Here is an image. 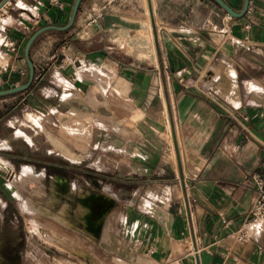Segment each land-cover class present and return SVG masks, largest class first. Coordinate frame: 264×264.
I'll use <instances>...</instances> for the list:
<instances>
[{"label": "crops", "instance_id": "0c3cea01", "mask_svg": "<svg viewBox=\"0 0 264 264\" xmlns=\"http://www.w3.org/2000/svg\"><path fill=\"white\" fill-rule=\"evenodd\" d=\"M224 1L235 11L244 2ZM71 4H4L0 89L26 81L28 37L65 24ZM30 58L31 86L0 97V220L25 218L9 186L32 159L22 107L87 146L65 156L82 162L105 147L106 235L93 228L73 246L86 264H264V227L249 242L234 234L255 198L253 175L264 177V0H249L242 17L213 0H82L73 25L42 33ZM20 249L8 264H20Z\"/></svg>", "mask_w": 264, "mask_h": 264}, {"label": "rangeland", "instance_id": "374dc122", "mask_svg": "<svg viewBox=\"0 0 264 264\" xmlns=\"http://www.w3.org/2000/svg\"><path fill=\"white\" fill-rule=\"evenodd\" d=\"M27 112L32 111L18 107L15 114L31 136V165L25 167L28 172L16 171L9 181L25 218L16 226L7 218L0 220V264H8L12 251L23 247L17 256L20 264H84L73 253V246L81 245V240L86 243L93 228L96 239L101 232L106 235V194L102 193V186H106L105 147L98 145L94 154L82 162L83 156L78 153L65 156L63 152L70 154L71 148L81 150L87 146L69 129L56 126L55 119L32 112L35 121L27 118ZM93 198L103 203L94 213L87 203ZM68 200L79 201L81 206L67 207L64 203ZM77 230L82 236H74ZM23 233L25 241L18 240ZM76 252L83 254L78 248ZM91 261L101 264L94 258Z\"/></svg>", "mask_w": 264, "mask_h": 264}, {"label": "water", "instance_id": "95a60500", "mask_svg": "<svg viewBox=\"0 0 264 264\" xmlns=\"http://www.w3.org/2000/svg\"><path fill=\"white\" fill-rule=\"evenodd\" d=\"M9 0H1L0 1V8L4 6L6 2ZM82 0H73L71 7H70V12H69V17L67 19V22L63 25H45L42 27H39L33 33L28 37L24 48H23V54L24 58L27 62L28 66V77L25 82L15 85L13 87H8L4 89H0V97H6V96H11L15 95L17 93H20L22 91L27 90L33 80H34V74H35V69H34V64L30 58V50L35 42V40L44 32L48 30H58V31H66L68 30L74 23L79 5ZM217 5H219L230 17H242L248 9V4L249 0H244L243 2V7L240 11H235L228 3H226L224 0H213Z\"/></svg>", "mask_w": 264, "mask_h": 264}, {"label": "built area", "instance_id": "2783aa9c", "mask_svg": "<svg viewBox=\"0 0 264 264\" xmlns=\"http://www.w3.org/2000/svg\"><path fill=\"white\" fill-rule=\"evenodd\" d=\"M73 0H48V3L59 10L63 11L68 3ZM7 3V2H6ZM1 9V8H0ZM13 47L12 44L9 45ZM201 171V167L194 166L192 172L186 179L196 178ZM253 180L256 184V194L249 209L247 217L242 224L234 232L235 237L240 242H249L254 236L264 227V177L253 175Z\"/></svg>", "mask_w": 264, "mask_h": 264}, {"label": "flooded vegetation", "instance_id": "af4514ba", "mask_svg": "<svg viewBox=\"0 0 264 264\" xmlns=\"http://www.w3.org/2000/svg\"><path fill=\"white\" fill-rule=\"evenodd\" d=\"M11 261H12L11 263H13V262H14V260H13V259H12ZM15 263H16V262H15Z\"/></svg>", "mask_w": 264, "mask_h": 264}]
</instances>
